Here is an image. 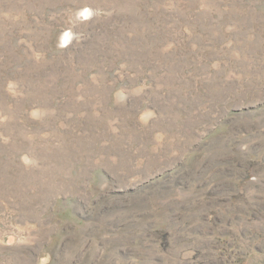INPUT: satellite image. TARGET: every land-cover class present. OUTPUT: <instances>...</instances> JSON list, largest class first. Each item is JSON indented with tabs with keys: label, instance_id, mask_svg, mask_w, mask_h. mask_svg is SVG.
Segmentation results:
<instances>
[{
	"label": "rangeland",
	"instance_id": "374dc122",
	"mask_svg": "<svg viewBox=\"0 0 264 264\" xmlns=\"http://www.w3.org/2000/svg\"><path fill=\"white\" fill-rule=\"evenodd\" d=\"M0 264H264V0H0Z\"/></svg>",
	"mask_w": 264,
	"mask_h": 264
}]
</instances>
